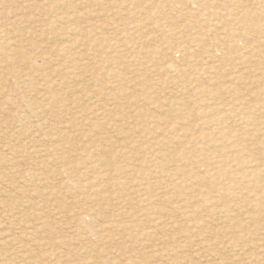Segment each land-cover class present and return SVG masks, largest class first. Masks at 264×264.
Instances as JSON below:
<instances>
[{
  "label": "rangeland",
  "instance_id": "obj_1",
  "mask_svg": "<svg viewBox=\"0 0 264 264\" xmlns=\"http://www.w3.org/2000/svg\"><path fill=\"white\" fill-rule=\"evenodd\" d=\"M0 31V264H264L263 179L194 226L190 163L154 164L221 116L264 167V0H0Z\"/></svg>",
  "mask_w": 264,
  "mask_h": 264
},
{
  "label": "bare ground",
  "instance_id": "obj_2",
  "mask_svg": "<svg viewBox=\"0 0 264 264\" xmlns=\"http://www.w3.org/2000/svg\"><path fill=\"white\" fill-rule=\"evenodd\" d=\"M2 3V2H1ZM62 8V7H61ZM72 8V7H71ZM159 8V6H158ZM162 10V9H161ZM159 11V10H158ZM17 12V11H16ZM56 12V11H55ZM57 15V14H56ZM58 16V15H57ZM20 18V17H19ZM23 18V17H22ZM58 20V19H57ZM56 21V20H55ZM52 23V22H51ZM59 23V22H58ZM57 23V24H58ZM56 24V22H55ZM68 24V23H67ZM48 27V26H47ZM44 27V28H47ZM52 27V26H51ZM54 28V27H53ZM57 28V27H56ZM2 29V28H1ZM72 29V28H71ZM77 30H79L78 28H76ZM73 29V30H76ZM44 30V29H43ZM72 30V31H73ZM53 31V29H52ZM69 31L71 32V30L69 29ZM1 32V31H0ZM3 32V31H2ZM43 32V31H42ZM48 32V31H47ZM44 34V33H43ZM55 35V34H54ZM77 35V34H76ZM79 35V34H78ZM57 36V35H56ZM77 37V36H76ZM75 37V38H76ZM9 38V37H8ZM74 38V37H71ZM70 38V39H71ZM78 39V38H77ZM52 40V39H50ZM75 40V39H74ZM67 41V40H65ZM76 42V41H75ZM10 43V42H9ZM9 43L7 42V40L5 41V45L9 46ZM78 43V42H77ZM76 43V44H77ZM35 46V45H34ZM37 46V45H36ZM66 46V45H65ZM11 47V46H10ZM64 47V46H63ZM67 48H71L72 45H67ZM15 48V47H14ZM36 48V47H35ZM66 48V49H67ZM5 49V48H4ZM54 49V48H53ZM22 50V49H21ZM20 50V51H21ZM64 50V48H63ZM18 51V50H17ZM59 51V49H58ZM62 51V50H61ZM69 51V50H68ZM67 51V52H68ZM73 51V50H72ZM71 51V52H72ZM192 51V50H191ZM157 52V51H154ZM193 52V51H192ZM54 54V53H53ZM77 55V54H76ZM190 55V54H188ZM77 57V56H75ZM74 57V58H75ZM24 58V57H23ZM51 59V58H50ZM76 60V59H75ZM54 61V60H53ZM58 65V64H57ZM60 67V66H59ZM76 67V66H75ZM74 67V68H75ZM62 71V70H61ZM36 73V72H35ZM57 73V72H55ZM19 75V74H18ZM16 75V76H18ZM28 76V75H27ZM64 77V76H63ZM45 79V78H44ZM56 79V78H55ZM2 81V80H1ZM21 84V83H20ZM24 86V85H23ZM46 89V88H45ZM207 92V91H206ZM56 94V93H55ZM52 96V95H51ZM37 98V97H36ZM29 100V99H28ZM33 104V102H32ZM40 105V104H39ZM42 105V104H41ZM182 105V104H181ZM47 107V106H46ZM187 107V106H185ZM206 107V106H205ZM47 109V108H46ZM41 112V111H40ZM38 115V114H37ZM205 120V119H204ZM41 123V122H40ZM47 123V122H46ZM223 123H224V119L219 116L217 118H209V120L204 121V123L199 126L200 128L202 127V129H208L207 131H203L202 129V134L198 135L196 134V132H193V128L192 131L188 130L184 133V137H186L187 139H184L182 137H180V135H177V129H173L171 131H168V135H167V139L163 142L160 143V146L163 147L162 148V152L160 153V155L154 160V164L155 165H160V163H163V160H167V159H171L175 162H185L186 163H190L189 165H184L183 166H179L176 163V168L175 171H170L168 173H164V176H166V179L170 181V185H172L175 189L176 194L178 195V191L176 190H180L182 191L183 188V184L179 183V181H177L178 176L182 175L184 176L185 180L188 178V176H190L191 178L189 182H191V185H193V193L189 196L191 198H189L190 202V206L187 204L188 202H184L183 203V207H178V209L180 211H182L181 216L185 215V218H187L188 220H192L193 224L195 226V224L199 225V224H204V222H206L207 220H209L208 218L212 219L215 216L219 219V216L221 215H226L228 214V212L230 211V209L228 208V206H226V202L227 199L229 198V196H231V193L233 192V190H235L236 188H241L240 186H244L243 184L246 182L245 185L248 184V182L251 181H255L256 183H259L262 179H263V183L264 184V167L262 168V166L258 164H256V162L254 163L255 159L254 158H247L248 156V152L247 155L245 154V148L241 147V145H239L238 141L243 140V139H239L237 138V136L235 134H232V131L228 128V127H223ZM191 124V123H190ZM50 125V124H49ZM58 125V124H57ZM221 125V126H219ZM57 127V126H56ZM74 127V126H73ZM195 127V126H194ZM25 129V128H24ZM197 129V128H196ZM200 130V129H198ZM200 130V131H201ZM56 131V130H55ZM195 131V130H194ZM237 133V132H236ZM196 134V135H195ZM200 134V132H199ZM240 135V132L238 133ZM242 134V133H241ZM72 136V135H71ZM242 138V136H241ZM246 138V137H245ZM244 138V139H245ZM58 139V138H56ZM238 139V140H237ZM46 140V139H45ZM51 140V139H50ZM243 142V141H241ZM245 142V141H244ZM35 143V142H34ZM32 144V143H31ZM38 144V143H36ZM45 144V143H44ZM48 144V143H47ZM58 144V143H57ZM177 144V145H175ZM172 145V146H171ZM58 146V145H57ZM56 146V147H57ZM55 147V146H54ZM53 147V148H54ZM34 148V147H33ZM169 148H173L170 151H166L164 152V150H168ZM58 149V148H57ZM248 150V149H247ZM206 151H212L216 153L217 158H215V160L213 161V167H208L206 171V173H201L198 170H201V166H199L202 161V159H199L197 156V154L199 152L202 153H207ZM250 151V149H249ZM252 151V150H251ZM255 153V152H254ZM194 154V155H193ZM209 154V153H208ZM250 154V152H249ZM253 154V153H251ZM250 154V155H251ZM262 154V153H261ZM207 155V154H206ZM214 155V154H213ZM255 155V154H254ZM253 155V156H254ZM258 155H255V157ZM263 155H261L262 157ZM195 158L196 160H193L191 158ZM201 157V156H200ZM206 158V157H205ZM209 158V156H208ZM257 158V157H256ZM259 158V157H258ZM263 158V157H262ZM185 159V161H184ZM187 159H189V162L187 161ZM204 159V158H203ZM205 160V159H204ZM257 161L259 159H256ZM211 161V160H210ZM207 162H205L206 164ZM262 164V162H261ZM17 165V164H16ZM191 165V166H190ZM199 166V167H198ZM204 166V165H203ZM261 168H260V167ZM264 166V163H263ZM258 167V169H257ZM75 168L72 167L70 168V170H74ZM93 168H91L92 170ZM197 169V172L194 171ZM77 170V168H76ZM90 170V171H91ZM75 171V170H74ZM95 169H93L92 172H94ZM141 172V171H140ZM195 172V173H194ZM42 173V172H41ZM143 173V172H142ZM146 174V173H145ZM187 176V177H186ZM41 177V176H40ZM180 177V179L182 180V178ZM11 178V177H10ZM38 179V178H37ZM80 179V178H79ZM90 179V178H89ZM249 180V181H248ZM53 181V180H52ZM101 181L100 178L98 177L96 182ZM184 181V180H183ZM248 181V182H247ZM250 181V182H251ZM1 182V181H0ZM92 182V181H89ZM249 182V183H250ZM5 183V182H4ZM94 182H92L91 184H93ZM186 183V182H185ZM73 184V183H72ZM86 184V183H85ZM90 184V183H89ZM100 184V183H99ZM190 184V183H188ZM187 184V189L189 188ZM190 185V186H191ZM249 185V184H248ZM68 186V185H67ZM117 186V185H116ZM122 187V183L119 184V187ZM256 186V184H254V187ZM259 186V185H258ZM261 186V185H260ZM259 186V187H260ZM66 187V184L65 186ZM69 187V186H68ZM67 187V188H68ZM82 187V186H81ZM80 187V188H81ZM84 187V186H83ZM82 187V188H83ZM191 187V188H192ZM215 190V195L210 194L211 189ZM251 187V186H249ZM190 188V189H191ZM243 188V187H242ZM256 188V187H255ZM70 189V188H69ZM88 189V188H87ZM91 189V187H90ZM186 189V187H185ZM252 189V188H251ZM250 189V190H251ZM241 190V189H240ZM243 190V189H242ZM247 190V188H246ZM255 190V189H252ZM260 190V189H259ZM264 190V186L263 189ZM79 191V190H78ZM237 191V189H236ZM184 192V191H183ZM180 192L179 196L183 197L184 196L182 194H185V192ZM241 192V191H240ZM239 192V193H240ZM243 192V191H242ZM241 192V193H242ZM258 192V190L255 191V193ZM213 193V191L211 192ZM234 193V192H233ZM232 195H240V194H233ZM248 193V192H247ZM32 194V193H31ZM45 194H49V196H51V192L49 193H45ZM257 194H253L250 193V195L248 197H250V199L253 201H255L257 204L260 205V203L262 202V194L259 196ZM9 195V194H8ZM44 195V194H43ZM187 197V195H185ZM241 196V195H240ZM242 197V196H241ZM246 197V196H244ZM247 198V197H246ZM264 198V197H263ZM179 199V198H178ZM230 199V198H229ZM235 199V197H234ZM241 199V198H239ZM97 200V199H96ZM188 200V199H187ZM232 200V199H230ZM243 200V199H242ZM181 201V200H180ZM246 201V199H245ZM250 200H248L247 205ZM230 202V201H229ZM241 202V200L239 201ZM244 202V201H243ZM14 203V202H13ZM232 203H235L234 201ZM256 203H253L254 205ZM17 204V203H15ZM20 204V203H19ZM201 204H204L205 206H209V208H212L214 211L212 213H207L206 215H204V217L206 216L205 219H201L199 220V215L201 214L200 212H202V210H204L201 207ZM231 204V203H229ZM251 204V203H250ZM256 204V205H257ZM235 205V204H234ZM236 207L234 206V208L238 207L237 201H236ZM258 205V206H259ZM185 206H189L192 207L193 209L187 210L185 209ZM242 206V205H241ZM243 207V206H242ZM43 208V207H42ZM247 208V207H246ZM252 208V207H251ZM255 208V207H254ZM253 208V209H254ZM49 209V208H48ZM239 209V207H238ZM243 209H245L243 207ZM236 209H234L235 212ZM252 210V209H251ZM233 211V210H232ZM231 211V212H232ZM160 212V211H159ZM237 212V211H236ZM235 212V213H236ZM240 212V210H239ZM241 213V212H240ZM37 214V213H36ZM237 214V213H236ZM38 215V214H37ZM219 215V216H217ZM26 216V215H25ZM215 217V219H216ZM232 217V216H231ZM41 218V217H40ZM44 218V217H43ZM46 219V218H45ZM51 220V219H50ZM49 220V221H50ZM44 221V220H43ZM48 223V221H45ZM201 222V223H200ZM208 222V221H207ZM30 224V223H29ZM51 223H49L48 225H50ZM208 224V223H206ZM41 225H42V221H41ZM39 224V226H41ZM47 225V226H48ZM27 226V225H26ZM45 223H43L42 227L43 228H48ZM201 228L203 227V225H200ZM38 227V226H37ZM106 227V226H105ZM193 227V226H192ZM207 227V226H206ZM41 228V227H40ZM196 228V227H194ZM199 228V226H198ZM47 229V230H48ZM51 229V228H50ZM49 229V230H50ZM35 230V229H34ZM37 230V229H36ZM52 230H53V225H52ZM54 231V230H53ZM51 232V230H50ZM52 233V232H51ZM150 233V232H149ZM35 234V233H34ZM33 234V235H34ZM191 234V233H190ZM150 235V234H149ZM187 235V234H186ZM145 236H147L145 234ZM192 236V235H191ZM34 237V236H33ZM188 237V236H187ZM1 239V238H0ZM8 239V238H7ZM14 239V238H13ZM4 240V239H3ZM11 240V239H10ZM171 240V239H170ZM38 241V240H37ZM2 242V241H1ZM43 242V241H42ZM173 242V241H172ZM6 243V242H4ZM16 243V242H15ZM167 243V242H166ZM165 243V244H166ZM41 244V241H40ZM171 244V243H170ZM3 245V244H2ZM166 245H169L168 243ZM172 245V244H171ZM7 246V245H6ZM1 247V246H0ZM5 247V246H4ZM160 247V246H159ZM167 247V246H166ZM169 247V246H168ZM172 247V246H171ZM26 248V247H24ZM176 248V247H175ZM27 249V248H26ZM171 249V248H170ZM169 249V251H170ZM177 250V249H175ZM164 251V250H163ZM166 251V250H165ZM168 251V250H167ZM178 251V250H177ZM216 253V252H215ZM171 254V253H170ZM167 258V257H166ZM2 260V259H1ZM2 263V262H1Z\"/></svg>",
  "mask_w": 264,
  "mask_h": 264
}]
</instances>
